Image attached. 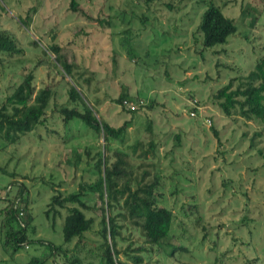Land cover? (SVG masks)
Wrapping results in <instances>:
<instances>
[{
    "label": "rangeland",
    "instance_id": "1",
    "mask_svg": "<svg viewBox=\"0 0 264 264\" xmlns=\"http://www.w3.org/2000/svg\"><path fill=\"white\" fill-rule=\"evenodd\" d=\"M76 1L78 11L72 10L71 0H0V30L15 34L23 49L13 55L0 52V106L34 66L37 88L49 85L57 92L46 125L19 144L0 139V165L7 171H0V264H37L30 263L33 258L66 264L63 254L55 258L39 243H25L15 254L5 245L8 203L1 197L16 181L27 188L30 239L63 245L70 259L79 257L76 264H100L96 232L104 203L98 193L89 195L92 209L85 210L95 217V227L81 240L65 243L63 217L54 221L46 211L55 191L67 193L93 182L98 153L115 161V150L128 155L136 173H159L163 203L176 214L174 236L164 244L165 252L176 245L173 255L145 254L142 264H264V160L256 148L264 149V126L226 116L213 98L219 87L247 74L264 57V0H214L236 20L238 30L213 48H204L198 29L204 0ZM175 1L178 9L169 6ZM126 30L132 31L131 51L140 58L132 59L121 44ZM52 43L75 65L80 86L49 49ZM72 84L100 120L114 126L132 121L124 142H107L103 133L94 134L78 119L72 126L64 124L59 107L74 103L68 94ZM123 89L153 107L130 112L117 103ZM144 112L151 117L157 144L148 159L133 152L138 140L151 139ZM257 131L261 135L252 148ZM121 223L120 257L138 264L130 256H143L139 247L144 239L132 224Z\"/></svg>",
    "mask_w": 264,
    "mask_h": 264
},
{
    "label": "trees",
    "instance_id": "2",
    "mask_svg": "<svg viewBox=\"0 0 264 264\" xmlns=\"http://www.w3.org/2000/svg\"><path fill=\"white\" fill-rule=\"evenodd\" d=\"M204 1L206 9L202 13L198 27L203 36L204 48H213L227 43L229 36L238 30L236 20L225 14L223 5L214 0ZM175 2L177 5H169L172 9H178V2ZM71 8L78 11L79 4L76 0H71ZM31 10H35V7ZM19 18L22 23L28 25L25 18L21 16ZM124 32L127 36L121 39V44L127 48L132 59L140 58L137 53L131 51V49L135 50V46L132 44L135 39L132 31L126 30ZM49 49L55 53L57 61L62 65L65 72L80 86L75 74V65L68 61L67 56L61 51V46L52 43L49 45ZM22 51L23 49L20 48L15 34L8 30H0V52L13 55ZM34 68L35 66L25 71L22 80L14 86L12 92L7 95L0 106V139L7 144H19L26 135L35 132L39 126L47 124V109L57 92L49 85L37 88ZM68 94L70 101L74 103L59 107L64 124L72 126L73 123L71 122L78 119L84 122L94 134L103 133L107 142L125 141L128 127L132 121L129 120L123 125L114 126L106 120H100L94 114V109L86 102L77 85H70ZM213 98L226 116L242 117L264 126V57L258 59L255 67L247 74L232 77L228 83L219 87ZM125 100L135 102L137 108L135 110L129 109L124 102ZM117 103L133 113L138 112V109L141 108L151 109L153 107L152 103L147 104L144 100L141 103V100L136 99L126 89L122 90L117 98ZM144 113L147 115L146 112ZM147 116L149 123H147L146 129L149 131L151 139L147 141L138 140L133 146V152L138 157L145 159L150 157V153L154 157L157 148V144L152 138L151 117L150 115ZM213 130L221 142L218 130L214 128ZM69 131L71 132V130ZM69 131H67L68 135H65V138H69ZM259 135L261 132L257 131L251 137L250 146L252 148L257 145L256 137ZM106 147L110 151L109 145ZM256 148L264 160V149ZM139 150H141L140 153H138ZM87 152L91 153V150L89 149ZM76 153L75 156L78 158L79 155ZM114 155L117 159L112 161L111 155L106 156L103 151H100L94 164L95 172L98 174L95 180L83 182L75 191L67 193L61 190L55 191L46 214L49 216L52 213L54 221L57 217H63L62 232L65 243H69L75 238L81 240L87 231L95 227V217L88 216L85 210L92 209L91 200L88 199L90 198L89 195L98 193L104 203V213L96 232L100 236L98 245L100 264H131L121 259V251L118 249V240L122 235L121 228L124 227L121 221L132 224L144 239L142 246L139 247L143 256H130L134 262L142 264L145 254L151 256L157 251L160 255L165 253L171 257L177 248L176 245L172 246L173 249L170 252H165L164 244H170L171 238L174 236L176 214L173 208L163 203L165 194L160 190L162 185L159 180V173L156 172L152 175L148 170H144L140 175L135 172L132 162L130 163L126 159L128 155L124 151L115 150ZM0 171L7 172L5 167L1 165ZM14 184L15 186L12 184L6 186L5 195L1 197L5 203H8L5 216L7 229L5 245L12 249L11 253H17L21 248H24L25 243H39L49 247L51 256L55 258L57 252L63 254L66 264L81 263L76 255L70 259L69 252L63 245H57L49 240L29 238V228L33 217L28 209V196L25 194L27 188L24 183L19 181ZM13 188H15L14 192ZM1 192L0 189V196H2ZM35 261L37 264H42V261L37 258H33L30 263Z\"/></svg>",
    "mask_w": 264,
    "mask_h": 264
},
{
    "label": "built area",
    "instance_id": "3",
    "mask_svg": "<svg viewBox=\"0 0 264 264\" xmlns=\"http://www.w3.org/2000/svg\"><path fill=\"white\" fill-rule=\"evenodd\" d=\"M125 104H127L129 109L135 110L137 108V104L135 102H129L128 100L124 101ZM141 103H143V101L141 100ZM192 115H195L194 112L191 113Z\"/></svg>",
    "mask_w": 264,
    "mask_h": 264
}]
</instances>
